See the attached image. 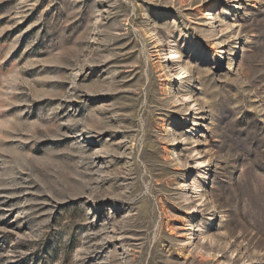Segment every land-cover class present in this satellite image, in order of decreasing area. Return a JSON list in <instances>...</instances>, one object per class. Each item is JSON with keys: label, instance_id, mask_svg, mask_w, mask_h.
I'll return each mask as SVG.
<instances>
[{"label": "rangeland", "instance_id": "1", "mask_svg": "<svg viewBox=\"0 0 264 264\" xmlns=\"http://www.w3.org/2000/svg\"><path fill=\"white\" fill-rule=\"evenodd\" d=\"M0 264H264V0H0Z\"/></svg>", "mask_w": 264, "mask_h": 264}]
</instances>
